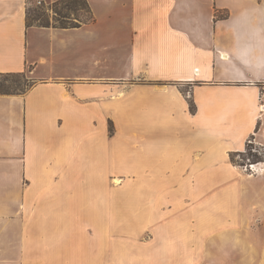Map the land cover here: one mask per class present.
Listing matches in <instances>:
<instances>
[{"label":"crops","instance_id":"obj_1","mask_svg":"<svg viewBox=\"0 0 264 264\" xmlns=\"http://www.w3.org/2000/svg\"><path fill=\"white\" fill-rule=\"evenodd\" d=\"M86 1L94 20L61 29L29 27L28 0H0V78L31 68L35 79L24 94L0 95V264L6 222L20 225L34 212L35 189L51 191L67 175L68 151L83 133L85 116L129 106L120 102L134 91L150 99L140 106L144 111L180 104L187 114L190 90L191 120L217 115L222 123L228 114L247 115L252 128L226 145L228 157L243 152L255 124L264 145V0ZM257 173L249 176L256 178V218L201 221L221 228L200 243L197 220L148 218L137 225L153 236L143 246L155 248L121 255L100 250L98 264H264V171ZM31 218L25 226L33 225ZM173 226L188 227L181 231L185 244L173 241ZM162 232H170L164 242ZM14 259L10 264H20Z\"/></svg>","mask_w":264,"mask_h":264},{"label":"rangeland","instance_id":"obj_2","mask_svg":"<svg viewBox=\"0 0 264 264\" xmlns=\"http://www.w3.org/2000/svg\"><path fill=\"white\" fill-rule=\"evenodd\" d=\"M45 2L47 5L40 7L36 0H28L29 27L79 26L90 20L86 11L67 10L64 0ZM34 83L28 68L21 75L0 78V90L27 92ZM184 95L188 113L195 114L191 91ZM148 100L134 91L120 102L129 106L85 116L83 133L77 135L74 151H68L67 175L59 177L51 191L40 194L43 186L35 189L38 199L34 212L24 218L32 217L33 225L25 226L23 218L20 225L6 222L5 264L18 256L20 264H98L102 262L100 250L116 249L121 255L124 250L153 249L156 244L146 247L153 236L137 225L148 218L185 223L197 220V243L221 228L202 225L201 221L256 218V178L249 176L256 175V167L253 171L251 166L257 162L262 163L257 168L264 171V145L256 140L260 126L255 124L245 138L243 152L229 153L228 157L222 153L226 145L239 143L252 128L247 115L228 114L222 122L227 124L225 128L217 115L208 121L189 119L180 104L169 111H162L166 109L162 107L144 111L140 106ZM109 115L118 127L113 121L105 122ZM203 121L211 123L213 129L202 130ZM82 140L83 145L77 148ZM214 144L218 147L208 151ZM115 180L122 183L116 185ZM168 228L175 231L162 232L160 241L170 233L177 244L186 243L182 239L188 236L181 231L188 227ZM249 228L243 229V235Z\"/></svg>","mask_w":264,"mask_h":264},{"label":"trees","instance_id":"obj_3","mask_svg":"<svg viewBox=\"0 0 264 264\" xmlns=\"http://www.w3.org/2000/svg\"><path fill=\"white\" fill-rule=\"evenodd\" d=\"M64 1L67 3V5H66L67 6V10H69V11H71L73 13H76V12H79V11H86L89 14V16H90L89 23L94 20L92 15H91L90 7H89V5H88L86 0H64ZM27 22H28V25H29V17L27 18ZM45 27H49V26H45ZM77 27H78V25L67 26L64 23H62L61 26H60L61 29H70V28H77ZM17 75H21V74H17ZM11 76H13V75H11ZM18 92H7V91H4V90H0V95H21V94L25 93L21 89H19ZM250 155H252V153Z\"/></svg>","mask_w":264,"mask_h":264},{"label":"built area","instance_id":"obj_4","mask_svg":"<svg viewBox=\"0 0 264 264\" xmlns=\"http://www.w3.org/2000/svg\"><path fill=\"white\" fill-rule=\"evenodd\" d=\"M36 4H37V6H40V7H44L45 5H47V3L45 2V0H36ZM262 163L261 162H257L256 163V167L258 166V165H261ZM252 168L254 167V166H251Z\"/></svg>","mask_w":264,"mask_h":264},{"label":"bare ground","instance_id":"obj_5","mask_svg":"<svg viewBox=\"0 0 264 264\" xmlns=\"http://www.w3.org/2000/svg\"><path fill=\"white\" fill-rule=\"evenodd\" d=\"M255 167H256V166H254V167L252 168L253 171H254ZM258 169H259V168L256 167V173L258 172ZM251 177H252V176H251ZM114 183H115L116 185H120L122 182H121V180H115Z\"/></svg>","mask_w":264,"mask_h":264}]
</instances>
